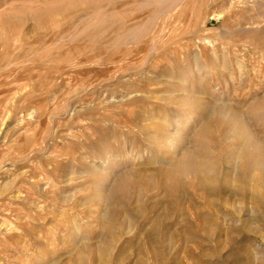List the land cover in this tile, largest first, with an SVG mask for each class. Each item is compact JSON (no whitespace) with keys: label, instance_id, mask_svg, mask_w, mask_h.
Instances as JSON below:
<instances>
[{"label":"rangeland","instance_id":"obj_1","mask_svg":"<svg viewBox=\"0 0 264 264\" xmlns=\"http://www.w3.org/2000/svg\"><path fill=\"white\" fill-rule=\"evenodd\" d=\"M0 264H264V0H0Z\"/></svg>","mask_w":264,"mask_h":264},{"label":"bare ground","instance_id":"obj_2","mask_svg":"<svg viewBox=\"0 0 264 264\" xmlns=\"http://www.w3.org/2000/svg\"><path fill=\"white\" fill-rule=\"evenodd\" d=\"M208 192V191H207Z\"/></svg>","mask_w":264,"mask_h":264}]
</instances>
